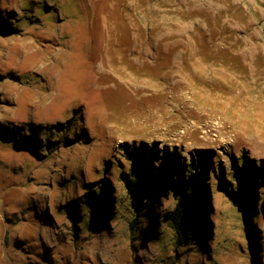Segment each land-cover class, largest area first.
Returning a JSON list of instances; mask_svg holds the SVG:
<instances>
[{
  "label": "rangeland",
  "instance_id": "obj_1",
  "mask_svg": "<svg viewBox=\"0 0 264 264\" xmlns=\"http://www.w3.org/2000/svg\"><path fill=\"white\" fill-rule=\"evenodd\" d=\"M0 264H264V0H0Z\"/></svg>",
  "mask_w": 264,
  "mask_h": 264
},
{
  "label": "trees",
  "instance_id": "obj_2",
  "mask_svg": "<svg viewBox=\"0 0 264 264\" xmlns=\"http://www.w3.org/2000/svg\"><path fill=\"white\" fill-rule=\"evenodd\" d=\"M138 158L139 157H137V154L131 156V159L133 160L132 179L125 177L126 189L129 195L132 197V205L136 211L140 210V208L143 206L142 196L144 194L150 193L152 190H155L162 182L167 181L171 173V166L168 161H165L163 166H160L155 173L150 175L147 171L148 164L150 162L149 159ZM165 159L166 157H164V160ZM235 167L238 169L236 175L241 181L238 192L231 191L229 189L226 190L232 203L238 208L244 209L246 207V201L248 198L247 183L251 179L252 172L248 170L241 172L237 164H235ZM193 169H195V167H193ZM201 173L196 172V174L192 175L189 180H187L183 173H181V178L175 181V186L179 192V196L175 202V206L170 210L167 216L175 229L177 245H182L192 238L193 232L190 230V228L192 225V217L194 216V211L200 198L199 184L201 181ZM100 201L101 198L93 199L96 208H98ZM70 214L73 226L76 229V213L71 211ZM135 222H137V219H134L133 223ZM133 223L131 227L133 226Z\"/></svg>",
  "mask_w": 264,
  "mask_h": 264
},
{
  "label": "bare ground",
  "instance_id": "obj_3",
  "mask_svg": "<svg viewBox=\"0 0 264 264\" xmlns=\"http://www.w3.org/2000/svg\"><path fill=\"white\" fill-rule=\"evenodd\" d=\"M60 62H58V59L55 61H46L45 59L40 60V68L44 69L46 67L49 68V72H52L55 70V68L58 66L57 64H59Z\"/></svg>",
  "mask_w": 264,
  "mask_h": 264
}]
</instances>
